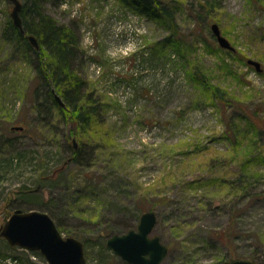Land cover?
I'll return each mask as SVG.
<instances>
[{
	"label": "rangeland",
	"instance_id": "rangeland-1",
	"mask_svg": "<svg viewBox=\"0 0 264 264\" xmlns=\"http://www.w3.org/2000/svg\"><path fill=\"white\" fill-rule=\"evenodd\" d=\"M154 1L175 15L179 54L165 23L139 1L43 0L58 23L78 27L76 68L95 109L78 138L64 123L67 110L33 95L38 61L9 29L11 2L0 0V227L14 210L43 209L63 237L83 244L88 264H123L106 240L136 230L152 211L151 233L168 247L163 264H264V163L242 171L247 147L264 160V0H217L210 16L200 9L205 0ZM213 24L244 60L221 49ZM190 57L211 72L207 82L237 98L234 109L192 81ZM244 111L250 120L238 125ZM236 124L238 148L227 138ZM78 148L79 165L70 159ZM226 227L225 242L217 232ZM0 263L47 261L0 238Z\"/></svg>",
	"mask_w": 264,
	"mask_h": 264
},
{
	"label": "trees",
	"instance_id": "trees-1",
	"mask_svg": "<svg viewBox=\"0 0 264 264\" xmlns=\"http://www.w3.org/2000/svg\"><path fill=\"white\" fill-rule=\"evenodd\" d=\"M133 1L141 2L146 12L150 13V15L153 13V15L156 16V19L165 23L167 29L169 30V33L171 34L170 39H166V41L168 40V44H171L172 46L175 43L178 44H175L174 46H176L175 51L179 54L181 52L182 44L180 42L181 38L177 37L180 35V33L178 25L175 22L174 13H172V11H168L167 8L161 6L159 2L154 0L152 2H150L149 0ZM42 3L43 0H24V2L21 3V9L19 11V18H21V27L24 32L22 33L20 29H16L13 24L9 25V29L13 31V34L15 35L17 40H20L24 43L25 49L28 52H32L36 56V59L38 61L36 72L37 82L39 84L34 88L33 95L35 96V98L37 96L39 97L43 95L46 104L52 105L53 107L55 106L60 109V111L67 110L65 113L64 123L67 122V124L70 126V136L74 135L75 137L79 138V128H86V126H88L89 118L94 114L95 109L89 108L90 106H87L91 99L85 92L87 87L85 85V82L78 76V70L76 68V47L79 43V37H77L78 27L76 26L75 22H72V25L69 26L63 23H58L53 16L49 15L44 10L43 6H41ZM220 7L221 4L217 0H205V3L200 5V9H203L209 16L212 12L217 11V9ZM201 14L202 12L195 14V19L198 22H202ZM220 29L221 28H219V31ZM30 35L33 36L34 39H36L38 48H35L30 40H27V37H29ZM221 49L225 53L232 56L237 55L234 52V49ZM236 59H238V61H240L241 59L244 60L241 56H238V58ZM200 61L201 58L199 57H195L193 59L190 57L189 61H187V63L190 64L192 66V69L194 70L192 72V81L206 90L205 93L208 95V98L211 97L218 100L221 104H223L224 108L234 109L235 106L233 102L237 98L233 95H230L227 92V89H223L207 82L204 78L207 77V74L210 75L211 72L208 71L206 73ZM247 65L249 67H252V65L250 66L248 63ZM220 67L222 68L223 73L225 71L232 74V72L229 71V69L232 70L231 65L228 66L221 64ZM256 72L260 73V71ZM54 93L59 95L62 103L64 104V107L60 106V104L56 102ZM231 101L233 102L231 103ZM237 105L236 107L239 108ZM36 106L38 105L36 104ZM40 106L41 105H39L38 107ZM256 113L257 111L255 109V112L253 114ZM246 114L247 113L244 111L241 114L237 115L238 125L243 123V121L249 122L250 119ZM238 125L236 124L232 126V128H229L227 130V138L230 139L235 148L245 145L243 144V141H240L239 139V136L243 134V131L239 129ZM243 139H245V136L241 137V140ZM248 149L249 147H247V149L245 150L244 167L242 171H246L248 173L249 170L250 173V168L252 166L251 164H253L252 162L256 161V163H264V160L260 154H255L254 156H252L251 153H253V150ZM71 151L72 156L70 159H72V162L77 165L82 164L84 161L82 149H72ZM255 152L256 151H254V153ZM8 165L10 167L12 164L10 165L9 162L4 164L3 166H6L8 168ZM41 168L43 167L41 166ZM42 178L43 177H41V179ZM245 182L248 181L245 180L240 182L241 190L244 191H246V189L249 187V185H245ZM220 185L229 186V183L226 180H221L219 181V186ZM235 185L232 184V187L234 189L238 188ZM27 198H31L30 200L27 199V202L36 203L37 196H34V194L27 195ZM41 210L43 213L49 215L55 223V219L49 213H47L46 210ZM55 225L57 226L56 223ZM219 231L220 232H217L220 236L219 239L221 240L222 238V240H224L225 242L227 239H229L226 237H230L231 232H233L230 227H226L224 230L221 229ZM256 264L258 263L256 262Z\"/></svg>",
	"mask_w": 264,
	"mask_h": 264
},
{
	"label": "water",
	"instance_id": "water-1",
	"mask_svg": "<svg viewBox=\"0 0 264 264\" xmlns=\"http://www.w3.org/2000/svg\"><path fill=\"white\" fill-rule=\"evenodd\" d=\"M8 1L13 7L10 13L13 25L23 33L21 18H19L21 2L20 0ZM211 32L221 48L233 49L230 42H227L221 35L217 24L211 26ZM27 40L38 48L33 36L30 35ZM247 63L254 66L256 71H260L259 63L253 60H248ZM56 101L64 107L59 97H56ZM12 129L18 131L23 128L12 127ZM138 223L136 230H129L124 235L115 234L109 237L105 246L114 255H118L130 264H159L166 257L168 248L160 243L158 237L150 238L157 223L155 213L147 211L141 215ZM0 238L6 240L10 247L39 252L48 264H87L83 244L74 237H63L53 219L38 210L25 212L14 210L4 225L0 227ZM217 264H256V262L235 260Z\"/></svg>",
	"mask_w": 264,
	"mask_h": 264
},
{
	"label": "flooded vegetation",
	"instance_id": "flooded-vegetation-1",
	"mask_svg": "<svg viewBox=\"0 0 264 264\" xmlns=\"http://www.w3.org/2000/svg\"><path fill=\"white\" fill-rule=\"evenodd\" d=\"M152 237H157V236H153L152 234L150 235V238H152ZM159 238V237H158ZM160 239V238H159ZM160 243H161V240H160ZM162 244V243H161ZM166 246V245H165ZM167 247V246H166ZM168 248V247H167ZM167 254H168V252H167ZM166 254V257L168 256ZM119 257L118 255H115V257ZM165 257V258H166ZM120 259H121V261L123 262V264H130L128 261H125L123 258H121V257H119ZM165 258L159 263V264H163V262H164V260H165ZM88 264V263H87Z\"/></svg>",
	"mask_w": 264,
	"mask_h": 264
},
{
	"label": "bare ground",
	"instance_id": "bare-ground-1",
	"mask_svg": "<svg viewBox=\"0 0 264 264\" xmlns=\"http://www.w3.org/2000/svg\"><path fill=\"white\" fill-rule=\"evenodd\" d=\"M55 94V93H54ZM56 97H59V95L55 94V100H56ZM60 98V97H59ZM57 102V101H56Z\"/></svg>",
	"mask_w": 264,
	"mask_h": 264
},
{
	"label": "built area",
	"instance_id": "built-area-1",
	"mask_svg": "<svg viewBox=\"0 0 264 264\" xmlns=\"http://www.w3.org/2000/svg\"><path fill=\"white\" fill-rule=\"evenodd\" d=\"M0 264H3V263H0Z\"/></svg>",
	"mask_w": 264,
	"mask_h": 264
}]
</instances>
